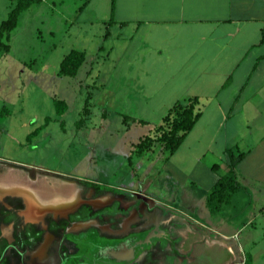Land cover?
Segmentation results:
<instances>
[{
  "label": "crops",
  "instance_id": "obj_1",
  "mask_svg": "<svg viewBox=\"0 0 264 264\" xmlns=\"http://www.w3.org/2000/svg\"><path fill=\"white\" fill-rule=\"evenodd\" d=\"M88 2L100 12L93 21L107 26L103 39L109 44L107 57L116 54L106 65L110 70L104 73V83L117 84L111 94L118 92L121 104L134 112L127 113L148 126L143 129L153 133L175 103L198 99L200 116L179 148L167 156L165 168L169 176L180 177L181 169L170 164V158L182 156V163L188 164L194 157L208 181L201 191L182 185L178 204H171L144 187L135 188L134 180L128 186L103 184L6 161L0 164V197L21 199V216L33 225L48 218H68L83 207L97 215L131 210L119 224L125 233L147 220L148 227L158 226L163 210L157 205L195 217L199 212L203 263L210 257L217 258V264H264L263 256L245 250L233 211L224 206L212 216L206 206L209 191L228 171L227 151L231 150L245 153L235 167L239 191L244 190L258 216L264 208V41L260 43L264 0H114L113 8L112 0ZM86 62L85 54L82 66ZM211 154L215 157L208 160ZM136 160L141 163L145 157ZM153 165L144 170L145 177L155 170ZM214 165L218 169L213 170ZM223 212L229 213L226 219L220 215ZM87 224L98 225L96 220L78 225Z\"/></svg>",
  "mask_w": 264,
  "mask_h": 264
},
{
  "label": "rangeland",
  "instance_id": "obj_2",
  "mask_svg": "<svg viewBox=\"0 0 264 264\" xmlns=\"http://www.w3.org/2000/svg\"><path fill=\"white\" fill-rule=\"evenodd\" d=\"M88 1L41 0L19 15L8 39L2 40L8 51L0 48V162L40 166L103 184L128 186L134 180L135 188L144 187L148 194L178 204L177 192L182 185L203 190L208 181L203 165L193 162L194 157L191 163L183 164L182 156L176 155L170 158V164L181 169L180 177L169 176L165 168L169 154L158 143L142 154L144 161L137 162L138 156L131 153L133 144L153 133L143 129L148 126H142L135 115L127 113L134 112L121 104L118 92L111 94L117 84L104 83V73L110 70L106 65L115 60L116 54L107 57L109 44L103 42L107 26L93 21L100 12ZM8 6V0H0V24L7 18ZM99 46L102 49L98 51ZM71 50L85 52L87 62L78 76H60V62ZM98 72L99 78L95 77ZM76 127L83 128L79 131ZM233 153L238 155L237 151ZM212 155L207 159L212 160L216 152ZM149 163L156 167L145 177L143 172ZM229 201L231 204L225 207L233 211V223L241 227L239 236L245 250L264 258V215L260 211L258 216L244 190L233 193ZM3 203L2 199L1 216L6 207ZM158 208L163 210L158 226L148 227V220H144L146 223L127 233L119 224L131 210L125 214L99 213L95 219L98 225L90 227L69 229L57 222L53 235L44 236L42 246L41 235L35 237V243L31 241L38 229L19 223V236L13 239L10 229H1L2 238L13 241L0 242V264H56V259L63 257L65 264H70L67 257H73L77 264H88L85 253L108 242H113L105 247L109 252L97 256L94 264H217V258L210 257L203 263V217L199 212L195 217L176 208ZM220 215L226 219L229 213ZM82 232L84 236L78 237ZM7 246H12V252L3 251ZM28 247L33 250L31 255L22 250ZM214 249L218 257L219 251ZM122 251L130 252L131 259L121 261L114 256Z\"/></svg>",
  "mask_w": 264,
  "mask_h": 264
},
{
  "label": "trees",
  "instance_id": "obj_3",
  "mask_svg": "<svg viewBox=\"0 0 264 264\" xmlns=\"http://www.w3.org/2000/svg\"><path fill=\"white\" fill-rule=\"evenodd\" d=\"M11 9L7 18L0 24V48L7 52L8 45L2 40L8 39L9 33L16 27L19 15L27 10L33 4H39L41 0H10ZM114 0H112V8ZM264 41V27L261 30L260 43ZM85 61L84 52L71 50L61 60L59 65L60 76L74 77L79 68ZM60 103H57L59 105ZM198 99L189 98L183 102L175 103L163 116L161 124L153 130L151 136L141 138L134 146L132 153L136 156L142 155L149 151L156 143L169 154H173L181 145L186 135L192 130L197 122L200 113L197 112L196 106ZM245 156L244 153L234 155L233 151H227L228 163L227 173L221 176L206 197V206L209 213L214 216L221 212L222 208L229 203V199L233 193L239 190V185L235 176V167ZM213 170L218 169V165L212 167ZM264 214V208L261 210Z\"/></svg>",
  "mask_w": 264,
  "mask_h": 264
},
{
  "label": "flooded vegetation",
  "instance_id": "obj_4",
  "mask_svg": "<svg viewBox=\"0 0 264 264\" xmlns=\"http://www.w3.org/2000/svg\"><path fill=\"white\" fill-rule=\"evenodd\" d=\"M3 199L4 201V206L5 209L3 208L2 209V216L0 215V231L1 229L2 230H5V229H10L13 233V238L18 237L19 234H16L17 233V227H20L19 226V223L21 224V227L23 226L24 228L27 227V228H35L36 230L38 229L39 233L37 235H33L34 238H31V241H33L35 243L36 241V238L38 239L39 236L41 235V242L40 245L42 246L43 243L45 242V239H44V236L46 238V236L50 237L53 235V227H55L54 225H56L57 222H60V223H63L65 224V227L67 228H72V227H83V226H79L78 224L80 223H88L89 221H93L96 219L97 217V214H91L85 207H83L81 210H79L76 214L74 215H71L69 216L68 218H64V219H61V218H48L43 224H38V225H33V224H30V223H27L23 220V217L21 216V211L23 209V201L19 198H16V197H13V196H4V197H0V201ZM5 200H8L7 202H5ZM19 205V207L17 206ZM16 206L18 208H16ZM16 208V209H15ZM104 213V212H103ZM78 225V226H77ZM87 227H90L87 225H85ZM20 227V228H21ZM58 230L60 232H63L64 229L62 228H59L58 227ZM21 232V231H20ZM46 233V234H43V233ZM83 233L85 232H82V234L80 233L78 237L80 236H84ZM38 236V237H36ZM61 236V235H60ZM36 237V238H35ZM11 238V237H10ZM61 239V238H60ZM10 239H6V238H2V236L0 235V242H4L6 244H12L11 242L13 241H9ZM91 242V241H90ZM49 243V242H48ZM92 245L94 243V245H96L95 242H91ZM113 242H108L106 246H103L102 248H99L97 245V247H95L94 249L96 250H92L91 252H87L85 253V256L84 258L87 259L89 261L88 264H94V262H96V257L97 256H102L104 254H107L109 252V250H105V247L107 246H110ZM12 246L9 247L7 246V248H5L3 251L5 253H10L12 252L11 250ZM8 249V250H6ZM22 249V248H20ZM98 249V250H97ZM23 251H29L28 254L31 255L33 250L30 249L29 247L26 248V249H22ZM115 257L119 258L121 261H128L129 259H131V254L130 252L128 251H122V252H119V253H115L114 254ZM3 259V258H0V260ZM67 260L70 259V264H77L75 262V259L73 257H67L66 258ZM95 259V260H94ZM64 260L65 258H58L56 259V264H65L64 263ZM40 264H48L47 262L45 263H40ZM66 264H69L66 263Z\"/></svg>",
  "mask_w": 264,
  "mask_h": 264
},
{
  "label": "water",
  "instance_id": "obj_5",
  "mask_svg": "<svg viewBox=\"0 0 264 264\" xmlns=\"http://www.w3.org/2000/svg\"><path fill=\"white\" fill-rule=\"evenodd\" d=\"M0 164H5V163H3V162H0ZM145 200V199H144ZM146 201L149 203V202H151V203H153V204H155L156 205V203L154 202V201H152V200H150V199H146ZM158 206V205H157Z\"/></svg>",
  "mask_w": 264,
  "mask_h": 264
}]
</instances>
